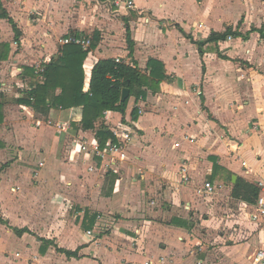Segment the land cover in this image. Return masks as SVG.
Instances as JSON below:
<instances>
[{"label":"crops","instance_id":"1","mask_svg":"<svg viewBox=\"0 0 264 264\" xmlns=\"http://www.w3.org/2000/svg\"><path fill=\"white\" fill-rule=\"evenodd\" d=\"M1 1L21 37L0 17L11 49L0 62V264H254L264 225L246 186L264 183V0ZM229 30L231 41L210 40ZM70 36L92 39L86 93L100 60L147 79L125 115L107 112L93 130L82 129V108L45 115L22 103ZM151 61L164 67L157 91ZM121 125L135 136L119 174L90 171L97 161L72 152ZM206 182L223 188L205 198Z\"/></svg>","mask_w":264,"mask_h":264},{"label":"trees","instance_id":"2","mask_svg":"<svg viewBox=\"0 0 264 264\" xmlns=\"http://www.w3.org/2000/svg\"><path fill=\"white\" fill-rule=\"evenodd\" d=\"M0 17L9 20L15 32V39L19 42L21 32L15 22L8 16L0 0ZM128 33V43L132 54L133 42L130 31ZM228 36H234L231 30L225 34H214L211 41L225 40ZM92 45V44H91ZM92 48V46H90ZM90 48V49H91ZM90 49H84L78 45H65L62 54L53 59L52 62L44 67L41 74L44 83L38 84L29 94V99L23 101L37 113L47 115L53 109L69 110L82 108L81 126L83 130H93L95 124L105 118L107 112H117L126 114L129 99L132 96L137 98L144 97L145 92L142 88L147 85V79L143 78L137 66H131L123 62L111 59L100 60L92 69L90 89L86 93L85 81L86 73L84 69L85 61ZM11 49L9 44H0V62L7 61ZM152 83L149 87L157 91L160 82L165 79L164 67L161 63L151 61ZM33 75L34 71H33ZM62 89V93L57 96L56 90ZM124 89L130 90V97L122 102V92ZM3 102H0V122L3 121ZM134 119H138V113L134 112ZM97 137L103 147L109 140H115L112 132L103 126L98 132ZM238 186V185H237ZM249 192L258 197V191L253 186H246ZM252 190V191H251ZM248 202L254 203L255 199L245 198ZM17 234L28 233V230H16ZM68 257H77L76 253L64 252Z\"/></svg>","mask_w":264,"mask_h":264},{"label":"built area","instance_id":"3","mask_svg":"<svg viewBox=\"0 0 264 264\" xmlns=\"http://www.w3.org/2000/svg\"><path fill=\"white\" fill-rule=\"evenodd\" d=\"M128 7L132 8L133 2H129ZM143 20L145 21L146 19ZM198 28L202 29L203 25H199ZM232 39L233 38L229 36L228 40L231 41ZM59 43L63 46L70 44L78 45L86 50L90 48L92 39L90 37L78 38L75 36H70L60 39ZM117 62H119V60ZM43 72V67L39 66L36 68V75L41 76ZM49 123L51 124V122ZM38 124L41 123L38 122ZM54 126L59 134H62L67 128V126L58 123H54ZM260 130H262V127L259 126L258 123H255L253 124L250 131L252 132ZM112 134L115 140H109L103 147L96 136H94L92 139L85 138L82 140H75L73 142L74 148L72 152L78 155L84 154L93 162L97 161V163H100V165L96 163L94 167H90V171L102 168L106 169V172L111 171L115 174H119L120 166L126 163L129 159L128 149L134 141L135 129L129 125H121L117 129L113 130ZM191 142H194V140L191 139ZM37 165L42 167L43 163L39 162ZM186 181H188V179H186ZM258 187L260 192L258 195V200L254 206V212L251 215V219L255 222H261V224L264 225V183L260 182ZM222 188V185H215L212 182H206L203 188L198 190V194L205 198H209L214 196L216 191ZM87 235L93 237L94 233L92 231H88ZM133 264H151V262ZM254 264H264V246L262 249L257 251Z\"/></svg>","mask_w":264,"mask_h":264},{"label":"water","instance_id":"4","mask_svg":"<svg viewBox=\"0 0 264 264\" xmlns=\"http://www.w3.org/2000/svg\"><path fill=\"white\" fill-rule=\"evenodd\" d=\"M129 97H130V90L129 89H124L123 92H122L121 101L125 102Z\"/></svg>","mask_w":264,"mask_h":264},{"label":"rangeland","instance_id":"5","mask_svg":"<svg viewBox=\"0 0 264 264\" xmlns=\"http://www.w3.org/2000/svg\"><path fill=\"white\" fill-rule=\"evenodd\" d=\"M70 144H71L70 142H67V146H68V147L70 146ZM72 150H73V149H72ZM75 156L77 157L78 154L75 153ZM30 166H31V165H30ZM31 168H32V167H31ZM253 212H254V211H253ZM259 247H260L261 249L263 248L262 245H260ZM212 248H213V247H212ZM212 248H211L209 251L213 252L214 250H213Z\"/></svg>","mask_w":264,"mask_h":264}]
</instances>
